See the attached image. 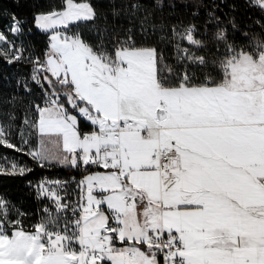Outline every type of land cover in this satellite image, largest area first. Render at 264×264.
<instances>
[{
  "label": "snow or ice",
  "instance_id": "1",
  "mask_svg": "<svg viewBox=\"0 0 264 264\" xmlns=\"http://www.w3.org/2000/svg\"><path fill=\"white\" fill-rule=\"evenodd\" d=\"M108 2L10 14L42 55L0 31V60L29 67L0 110V174L80 173L29 181L31 213L0 194V264H264V0L239 47L215 7L200 31Z\"/></svg>",
  "mask_w": 264,
  "mask_h": 264
},
{
  "label": "trees",
  "instance_id": "2",
  "mask_svg": "<svg viewBox=\"0 0 264 264\" xmlns=\"http://www.w3.org/2000/svg\"><path fill=\"white\" fill-rule=\"evenodd\" d=\"M98 8L104 11H109L111 5L108 0H92ZM134 2V0H114L115 6L118 8L124 7L126 3ZM138 2L147 8L152 14V22L159 24L161 21L165 23H178L183 21L185 23L194 22L200 31L203 30V24L207 18V12L215 7V14L220 16L222 20L227 21L233 16L235 17L238 26L237 31H233L230 27L228 29V36L230 40H234L237 46L247 43L242 39V34L249 32V39L254 38V34L259 32L258 28L251 27L253 20L249 17L256 18L260 16V12L256 8H249L246 0H138ZM59 0H0V31H3L6 38L10 41L15 40L17 46L20 45L23 39L25 46L29 47L34 55H42L47 37L39 30L35 29L30 23L25 25V28H32L31 33H25L23 37H14L9 32L8 26L10 24V14L15 13L20 18H26L31 21L32 13L35 10L49 9L53 4H58ZM236 5L235 11L232 5ZM200 5L197 9V6ZM197 9V15L193 17L191 12ZM140 15H144L143 12ZM109 22L112 17L109 14ZM120 22H125L124 17L120 18ZM160 33L152 37L153 42L157 41ZM170 43H158L157 46L161 48L164 55L171 63ZM28 53L26 52L25 55ZM29 75V67L23 63H16L9 65L0 60V110L7 111L10 105L4 103L13 95L22 93L23 89H17L16 81ZM33 87H35L33 85ZM83 127V122L81 123ZM9 156H14L22 161L29 160L28 157L21 156L12 150H8ZM30 163V160H29ZM79 171L71 168L56 167L50 169H42L39 167L26 177L7 176L0 174V194L9 198L11 201L27 210L29 213L32 210L40 207V204L34 199V193L27 185L28 182L36 181L45 177L53 176H69L79 178Z\"/></svg>",
  "mask_w": 264,
  "mask_h": 264
},
{
  "label": "rangeland",
  "instance_id": "3",
  "mask_svg": "<svg viewBox=\"0 0 264 264\" xmlns=\"http://www.w3.org/2000/svg\"><path fill=\"white\" fill-rule=\"evenodd\" d=\"M14 37H17V36H14ZM7 39V38H6ZM8 40V39H7ZM8 41H10V40H8ZM49 179L50 180H56V179H64V180H66V179H71V177H67V176H53V177H49ZM40 179H38V180H36V181H33V183H35V182H37V181H39ZM40 207H42V205H40ZM39 207V208H40Z\"/></svg>",
  "mask_w": 264,
  "mask_h": 264
},
{
  "label": "built area",
  "instance_id": "4",
  "mask_svg": "<svg viewBox=\"0 0 264 264\" xmlns=\"http://www.w3.org/2000/svg\"><path fill=\"white\" fill-rule=\"evenodd\" d=\"M169 48H170V51H171V62H172L173 49L171 47V44L169 45ZM45 178H48L49 179V177H45ZM60 180H64V179H60Z\"/></svg>",
  "mask_w": 264,
  "mask_h": 264
}]
</instances>
